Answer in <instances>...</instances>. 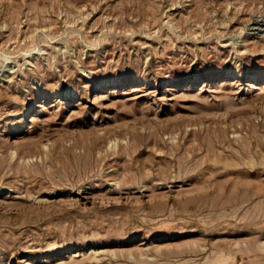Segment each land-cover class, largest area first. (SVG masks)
I'll use <instances>...</instances> for the list:
<instances>
[{"label":"rangeland","instance_id":"374dc122","mask_svg":"<svg viewBox=\"0 0 264 264\" xmlns=\"http://www.w3.org/2000/svg\"><path fill=\"white\" fill-rule=\"evenodd\" d=\"M255 22L264 0H0V264H264Z\"/></svg>","mask_w":264,"mask_h":264},{"label":"bare ground","instance_id":"6f19581e","mask_svg":"<svg viewBox=\"0 0 264 264\" xmlns=\"http://www.w3.org/2000/svg\"><path fill=\"white\" fill-rule=\"evenodd\" d=\"M261 21H262V20H261ZM253 24L256 25V26H258V27L251 28V30L259 29V27H261V26L263 27V25H264V24H262V23L260 24V22H255V23H253ZM251 30H250V31H251ZM259 30H260V29H259ZM263 31H264V29H261V32L259 33V34L263 35V36H260V35H259V36L262 37V38H264V33H262ZM252 33H254V32H252ZM257 33H258V32H257ZM232 43H233V42H232ZM232 45H233V44H232ZM3 56H4V55H3ZM4 58L6 59L7 57L5 56ZM13 154H14V151H11V152H10V155L13 156ZM256 248H257V247H256ZM257 249H258V248H257ZM259 249H260L261 251L264 252V244L261 245V246H259ZM254 250H256V249H254ZM241 251H242V250H241ZM261 251H260V252H261ZM229 252H230V251H229ZM256 252H257V250H256ZM258 252H259V251H258ZM263 252H262V253H263ZM214 253H216V252H214ZM218 254H220V253H218ZM226 254H227V253H226ZM233 254H234V252H233ZM244 254H245V253H244ZM263 254H264V253H263ZM216 255H217V254H216ZM227 255H228V254H227ZM221 256L224 257L225 255H221V254H220V255L214 256V258H215V259H214V262H215L216 260H220ZM223 257H222V258H223ZM226 257H229V256H226ZM226 257H224V258H226ZM210 259H211V258H210ZM232 259H233V258H232ZM223 260H224V259H222V261H223ZM225 260H226V259H225ZM230 260H231V259H230ZM210 261H211V260H210ZM215 264H216V263H215ZM226 264H227V262H226Z\"/></svg>","mask_w":264,"mask_h":264}]
</instances>
